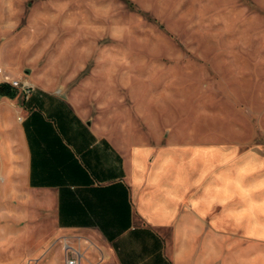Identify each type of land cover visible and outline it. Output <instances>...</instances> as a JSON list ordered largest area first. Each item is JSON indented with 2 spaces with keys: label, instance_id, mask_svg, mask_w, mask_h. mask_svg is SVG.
I'll use <instances>...</instances> for the list:
<instances>
[{
  "label": "rangeland",
  "instance_id": "rangeland-1",
  "mask_svg": "<svg viewBox=\"0 0 264 264\" xmlns=\"http://www.w3.org/2000/svg\"><path fill=\"white\" fill-rule=\"evenodd\" d=\"M10 82L30 92L0 96V264H65V246L81 264H117L106 241L61 232L44 213L34 226L21 207L24 98L60 95L124 146L264 150V0H0V84ZM241 236L231 232L232 254Z\"/></svg>",
  "mask_w": 264,
  "mask_h": 264
},
{
  "label": "crops",
  "instance_id": "crops-1",
  "mask_svg": "<svg viewBox=\"0 0 264 264\" xmlns=\"http://www.w3.org/2000/svg\"><path fill=\"white\" fill-rule=\"evenodd\" d=\"M18 114L13 171L31 193L18 200L34 226L44 213L61 232L99 237L117 264H264L261 147L236 155L235 147L120 145L50 92L24 98ZM232 231L243 234L233 254Z\"/></svg>",
  "mask_w": 264,
  "mask_h": 264
},
{
  "label": "built area",
  "instance_id": "built-area-1",
  "mask_svg": "<svg viewBox=\"0 0 264 264\" xmlns=\"http://www.w3.org/2000/svg\"><path fill=\"white\" fill-rule=\"evenodd\" d=\"M13 88L16 89H21L24 92L29 93L30 88L29 86H25L24 84H19L18 82H10L9 83ZM29 96H26L28 98ZM65 252H66V257H65V264H81V255L77 251L73 250L72 248L65 246ZM72 253L73 256L69 257L68 253Z\"/></svg>",
  "mask_w": 264,
  "mask_h": 264
},
{
  "label": "trees",
  "instance_id": "trees-1",
  "mask_svg": "<svg viewBox=\"0 0 264 264\" xmlns=\"http://www.w3.org/2000/svg\"><path fill=\"white\" fill-rule=\"evenodd\" d=\"M16 90L9 83L0 84V96L6 98H14Z\"/></svg>",
  "mask_w": 264,
  "mask_h": 264
}]
</instances>
